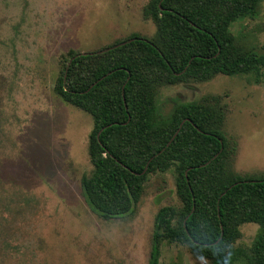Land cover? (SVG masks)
I'll use <instances>...</instances> for the list:
<instances>
[{
    "label": "rangeland",
    "instance_id": "obj_1",
    "mask_svg": "<svg viewBox=\"0 0 264 264\" xmlns=\"http://www.w3.org/2000/svg\"><path fill=\"white\" fill-rule=\"evenodd\" d=\"M147 1L0 0V264H147L156 212L180 206L169 167L147 174L132 214L93 213L80 188L93 173L92 118L54 91L69 51L133 33L155 40ZM231 30L254 51L248 71L161 84L154 103L167 114L177 103L219 96L225 133L237 142L232 170L264 177V0ZM257 228L241 224L231 248H250ZM158 251V264H210L181 240L162 238ZM239 257L235 264H245Z\"/></svg>",
    "mask_w": 264,
    "mask_h": 264
},
{
    "label": "trees",
    "instance_id": "obj_2",
    "mask_svg": "<svg viewBox=\"0 0 264 264\" xmlns=\"http://www.w3.org/2000/svg\"><path fill=\"white\" fill-rule=\"evenodd\" d=\"M259 1L148 0L143 14L155 40L133 33L98 50L69 51L56 78L54 91L92 118L93 173L80 188L93 213L132 214L147 174L173 169L180 206L156 212L147 264H158L162 238L184 241L210 264H235L239 255L264 264V177L232 170L237 142L225 133L220 97L180 102L167 114L154 103L161 84L248 71L254 51L231 27L253 16ZM249 222L258 225L250 248L232 249Z\"/></svg>",
    "mask_w": 264,
    "mask_h": 264
},
{
    "label": "water",
    "instance_id": "obj_3",
    "mask_svg": "<svg viewBox=\"0 0 264 264\" xmlns=\"http://www.w3.org/2000/svg\"><path fill=\"white\" fill-rule=\"evenodd\" d=\"M178 132V130L175 132V134Z\"/></svg>",
    "mask_w": 264,
    "mask_h": 264
}]
</instances>
